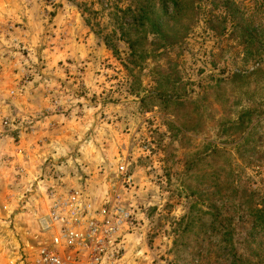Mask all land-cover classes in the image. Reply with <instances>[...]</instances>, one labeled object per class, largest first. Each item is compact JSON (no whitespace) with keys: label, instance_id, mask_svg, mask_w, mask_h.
<instances>
[{"label":"rangeland","instance_id":"rangeland-1","mask_svg":"<svg viewBox=\"0 0 264 264\" xmlns=\"http://www.w3.org/2000/svg\"><path fill=\"white\" fill-rule=\"evenodd\" d=\"M49 1L50 6L66 4L85 15V25L105 39L109 55L103 53V59L94 61L98 88L90 97L96 103L95 114L89 115L92 129L79 132L72 144L67 136L63 150H53L45 160H58L70 184L83 187L96 204L113 193L120 195L132 214L122 235L123 264L264 260L258 236L250 231V204L256 192L264 201V0H233L239 17L253 20L259 29L258 48L247 45L230 26L215 32V23L210 27L206 21L204 3L188 0L176 18L168 4L165 21L176 30L177 39L167 40L173 46L139 28L137 49L144 58L135 61L125 40L138 36L132 3L146 0ZM12 5L2 15L6 25H26L28 0H13ZM0 44L4 45L1 37ZM4 50L1 46L0 52ZM16 54L24 64L28 57ZM40 58L38 69L29 68L30 81L37 78V87L44 86L51 96L52 114L78 116V121L84 115L79 114V103L68 107L72 96L87 92L78 71L62 66L59 85L50 88L38 79L44 70V57ZM255 68L260 70L247 79H230L235 72L250 74ZM30 99L28 93V114ZM10 109L11 114H21L15 105ZM241 117L252 129L245 142L240 139L246 132L239 135L230 126ZM180 123L185 125L182 132L177 129ZM121 164L133 177L131 185L118 177ZM32 201L33 208L16 223L13 218L1 219L0 262L23 243L34 248L43 243L36 218L44 203L40 208V202Z\"/></svg>","mask_w":264,"mask_h":264},{"label":"crops","instance_id":"crops-1","mask_svg":"<svg viewBox=\"0 0 264 264\" xmlns=\"http://www.w3.org/2000/svg\"><path fill=\"white\" fill-rule=\"evenodd\" d=\"M12 3L13 0H0V37L4 44H0V47L6 48L0 52V119L14 115L11 114V104L20 109L23 114H19L20 116L28 117L32 121L33 127L32 134L23 135L18 142H14L12 135L5 133L0 126V222L2 218L7 217L13 218L16 223L18 216L28 214V209L33 208V205H30L34 202L32 200L40 202V208L43 207L46 182L41 180V174L42 164L47 161L45 158L49 157L48 154H52L53 150H63L62 146L68 144L67 136H71L72 144L73 140H76L74 136H78L79 132L92 129V119L89 115L95 114L93 104L96 103L92 102L90 97L93 98V93H96L98 88L95 75L97 67L94 61L103 59V55L108 56L109 50L105 39L91 33L85 25L87 18L82 13H76L66 4L50 6L49 0H28V9H25L26 15L23 17L26 25L20 26L11 34L29 47L28 58L23 64L19 61V56L9 49V40L5 37L7 21L2 19V15L12 9ZM50 10L52 12H49ZM14 24L21 25L20 22ZM48 37L52 46L47 41ZM40 57H44V70L40 72L43 77L38 79L40 84L50 88L59 85L56 82L61 77L62 66H65V69L69 66L78 71L79 79L83 80L80 85L87 92H84L85 95L72 96L71 100L69 99L71 105L68 104L70 108L79 103V114L84 115L78 121V116L72 115L69 118L62 112L51 113V96L45 94L44 86L37 87V78L28 83L22 96L14 101L7 99L8 90L14 87L15 80L20 77L19 70L26 68V71L30 72L29 68L32 71L38 69ZM28 93L32 100L29 108L31 114H28ZM72 109L76 111L75 107ZM85 122H88V126L82 125ZM77 125L81 126L80 130ZM42 139L45 143L37 145L36 140ZM16 169L21 170L19 176ZM24 194H28L26 198L29 201H26V198L21 201ZM42 211L41 209L38 214Z\"/></svg>","mask_w":264,"mask_h":264},{"label":"built area","instance_id":"built-area-1","mask_svg":"<svg viewBox=\"0 0 264 264\" xmlns=\"http://www.w3.org/2000/svg\"><path fill=\"white\" fill-rule=\"evenodd\" d=\"M19 27L17 24L7 25L5 37L13 53L28 57V45L11 35ZM19 71L20 77L7 92L10 101L22 96L30 82L26 68ZM0 126L5 133L12 135L14 142L33 133L32 121L19 114L3 116ZM43 143V139L36 140L39 146ZM58 163V160H47L42 164L41 180L46 182L44 208L37 215L36 223L45 238L43 243L36 248L23 243L0 264H123L122 235L132 223L131 211L118 193L96 204L83 187L70 184ZM16 170L19 176L21 170ZM117 173L123 184L133 183L125 164L117 166Z\"/></svg>","mask_w":264,"mask_h":264},{"label":"trees","instance_id":"trees-1","mask_svg":"<svg viewBox=\"0 0 264 264\" xmlns=\"http://www.w3.org/2000/svg\"><path fill=\"white\" fill-rule=\"evenodd\" d=\"M183 1L188 0H146L145 4L138 3L137 1H135L134 4L132 3V7L134 6L136 10L132 23L138 36H135L132 39L126 38L125 41L127 42L130 50L129 56L132 57L134 61L135 59L138 60L139 58H144L142 57V54H138L137 49V44L140 41L141 36V34H139L140 32L138 31L139 28L143 31H146L147 33L156 35L161 41L164 42L163 45L167 43V46H173L171 45V42H168L167 38L171 36L177 39V37L175 36L176 30H174L172 26H170L169 29L167 21H165V17H167L168 4L172 6V18L179 17L183 9ZM193 1H201L202 3H204L205 10H203V13H205L206 15V21L208 25L211 22L215 23V32L224 31L227 29V26H230L232 28V32L238 34L240 38H242L246 42L247 45H254V49L256 47L258 48L259 44L262 43L260 31L257 26L254 25L253 20L243 19L242 16L239 17V10H237L233 0ZM157 10H161L160 15H157ZM143 35L144 38L146 35ZM144 53L143 56H146V54ZM135 64L139 66V64ZM259 70V68H255L250 74H245L242 71L235 72L230 75V79H232L233 81H238L239 79H247L251 75H253V73H258ZM248 121H250V118H248ZM230 126L232 128H235L239 135H242L246 132L245 136L240 139L241 142H245L248 133L252 130L249 129L248 125L244 124V117H241L240 120H237L235 123L231 122ZM177 129L182 132L183 130H185V125L183 123H180L179 128ZM238 137L240 138L241 136ZM250 211L251 215L253 216L250 231H253V233L256 232L259 240L258 251L260 254H262L260 256L264 259V201L259 196L258 192H256V194L254 195V200L250 204ZM214 216V219H218L219 214L215 212ZM240 258L241 257L234 258L231 264H254L249 259L243 260V258ZM255 264H264V260H259V262Z\"/></svg>","mask_w":264,"mask_h":264}]
</instances>
